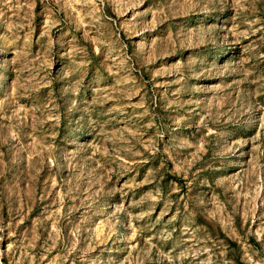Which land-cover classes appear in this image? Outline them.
Returning <instances> with one entry per match:
<instances>
[{
	"label": "rangeland",
	"instance_id": "374dc122",
	"mask_svg": "<svg viewBox=\"0 0 264 264\" xmlns=\"http://www.w3.org/2000/svg\"><path fill=\"white\" fill-rule=\"evenodd\" d=\"M0 264H264V0H0Z\"/></svg>",
	"mask_w": 264,
	"mask_h": 264
}]
</instances>
